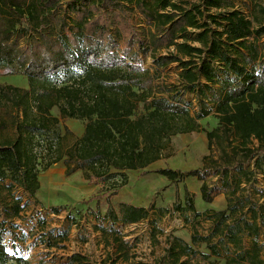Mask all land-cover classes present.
<instances>
[{"label":"trees","instance_id":"trees-1","mask_svg":"<svg viewBox=\"0 0 264 264\" xmlns=\"http://www.w3.org/2000/svg\"><path fill=\"white\" fill-rule=\"evenodd\" d=\"M252 2L0 0V78L21 75L29 83L28 88L0 86V182L10 180L9 191L21 188L35 197L41 170L61 163L67 177L81 171L90 185L112 184L88 201L107 199L98 219L137 224L156 207L113 206L127 173L165 158L176 136L200 132V121L213 112L219 123L206 132L208 149L212 153L216 147L226 166L210 167L219 162L208 155L202 170L157 172L173 183L196 177L206 203L234 193L231 178L251 182L256 172L245 168L248 162L255 160L264 172V23L240 8L252 11ZM136 13L146 22L142 30ZM161 48L174 52L158 56ZM149 57L153 68L144 67ZM174 64L181 70L180 84L158 87L163 70ZM188 94L198 100L196 115ZM69 119L86 124L84 134L65 148L63 141L73 133L67 127L62 133L60 125ZM211 170L222 176V188L208 184ZM19 204L15 216L23 210ZM159 210L165 217L173 208ZM174 210L196 213L194 195L186 190L184 204L177 202ZM237 213L230 204L215 213L216 234L240 252L239 264H264V247L256 241L264 240V202ZM245 235L254 238L248 250ZM209 240L193 237L194 243ZM210 246L218 255V247ZM195 253L182 241L170 249L176 263ZM0 264H33L8 251L1 226Z\"/></svg>","mask_w":264,"mask_h":264},{"label":"rangeland","instance_id":"rangeland-1","mask_svg":"<svg viewBox=\"0 0 264 264\" xmlns=\"http://www.w3.org/2000/svg\"><path fill=\"white\" fill-rule=\"evenodd\" d=\"M178 1L194 3L197 0ZM240 8L251 20L254 21L255 16L264 23V0H253V12L246 7ZM135 20L138 29L147 27L138 13ZM254 25L257 26L258 23L254 22ZM171 52H174V48H161L157 55ZM144 67L153 68L150 57L144 61ZM180 72L178 64L164 69L156 81L158 87L163 89L179 85ZM9 85L28 88L29 83L21 75L0 78V86ZM187 98L193 103L192 114H198L200 107L195 95L188 94ZM53 115L59 116V110L54 109ZM218 123L213 112L211 116L200 121V132L176 136L165 152V158L144 170L127 173L128 182L113 199V206L117 210L122 203L145 208L155 204L156 207L155 210H150L148 219L137 224H113L98 219L99 212L104 215L107 210V199L99 197L95 201H88L111 189L112 184L90 185L81 171L67 177L63 164L48 171L41 170V189L35 197H31L21 188L9 191L7 187L11 184L10 180L0 182V226L4 231L8 251L28 259L33 264H239L240 252L222 234H216L218 226L214 214L227 210L230 204V207L236 208L238 216L241 212H247L252 203L264 202V172L256 169L255 160L245 165L246 169L256 172L251 182L245 179L238 182L239 176L231 178L232 190L235 192L229 197L220 195L213 203L203 201L202 182L196 177L186 176L181 182L173 183L157 172L164 169L183 173L202 170L204 158L208 155H212L211 158L219 162L216 165L209 163L210 167L217 170L225 167V160L220 159L221 155L216 147L212 153L208 149L206 132L215 130ZM85 124V121L74 119L62 122V133H65L66 127L73 133L63 141L65 148L72 146L84 134ZM253 146H258L257 142ZM228 152L233 156L232 149L229 148ZM214 171L206 174L207 182L222 188V176H213ZM235 173L233 171V175ZM186 190L195 197L196 213L182 214L174 210L177 202L184 204ZM17 201H20L19 205L23 210L15 216ZM170 207L173 211L160 217L159 209ZM231 222L232 220L228 223ZM221 229H225V226ZM194 236L210 240L194 243ZM177 241L190 245L196 253L183 256L180 263H176L170 256V249ZM253 241L254 238L245 235L244 250L250 249ZM256 241L264 247L263 236ZM210 245L218 247V255L214 254ZM262 258L264 259V249Z\"/></svg>","mask_w":264,"mask_h":264},{"label":"crops","instance_id":"crops-1","mask_svg":"<svg viewBox=\"0 0 264 264\" xmlns=\"http://www.w3.org/2000/svg\"><path fill=\"white\" fill-rule=\"evenodd\" d=\"M61 164V163H60ZM57 165H59V164H57Z\"/></svg>","mask_w":264,"mask_h":264}]
</instances>
